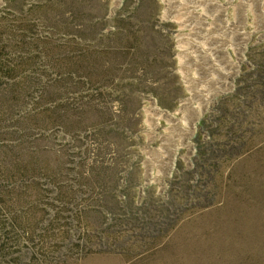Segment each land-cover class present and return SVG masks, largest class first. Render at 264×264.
Here are the masks:
<instances>
[{"label": "rangeland", "instance_id": "obj_1", "mask_svg": "<svg viewBox=\"0 0 264 264\" xmlns=\"http://www.w3.org/2000/svg\"><path fill=\"white\" fill-rule=\"evenodd\" d=\"M171 1L0 0V264H264V30L183 144Z\"/></svg>", "mask_w": 264, "mask_h": 264}, {"label": "bare ground", "instance_id": "obj_2", "mask_svg": "<svg viewBox=\"0 0 264 264\" xmlns=\"http://www.w3.org/2000/svg\"><path fill=\"white\" fill-rule=\"evenodd\" d=\"M192 1L194 6L189 7H186L185 5L187 4L184 2L183 4L181 1L178 2V0L171 1L172 4L178 5L175 6L177 11H179V13H177L183 17L180 18L179 21L182 22V25L190 27L187 28L188 31L186 33H182L183 35L181 34V41H183L184 45L182 46L186 47V50H182L180 54L186 60V65L190 64L193 66V68H190V65L184 67V78L187 83L188 92L191 93V97L184 100L180 106L182 109L181 111L186 110L188 112V120L185 125L182 124L183 126H179V128H177L178 130L176 129V137L181 143H187V145L196 121L201 117V114L203 115V113L209 109L211 102L216 96L224 93L230 88L231 81L237 74L239 64L242 62L238 56L242 55V52L249 42V35L243 30V27L245 28L248 23V14L246 13L247 11H244L246 5H244L243 8L240 7L241 10L236 13L239 23L237 24L236 20L235 23L228 19L226 15V6L224 7L219 0ZM252 6L255 12L254 17L257 20L256 22H258L257 24L260 23V26L264 30V0H252L250 8ZM165 11H167V9ZM177 13L174 14L177 15ZM235 17L232 16L231 18L234 20ZM210 18H212L211 21ZM255 25L256 23L254 26ZM226 37H228L229 40H226ZM229 46L235 52L238 61H233L230 57L227 51ZM160 115L167 117L170 121L174 118L169 113H162ZM171 127H175L174 123L170 128ZM170 134L169 137H165L167 141L176 138L175 136L171 138L172 135ZM164 148L166 149L165 151H176L174 146L170 145V143ZM169 155H171V153H169ZM161 158L162 160H157L158 163H170V161H168L169 158Z\"/></svg>", "mask_w": 264, "mask_h": 264}, {"label": "trees", "instance_id": "obj_3", "mask_svg": "<svg viewBox=\"0 0 264 264\" xmlns=\"http://www.w3.org/2000/svg\"><path fill=\"white\" fill-rule=\"evenodd\" d=\"M18 174H23V172L20 170V169H18Z\"/></svg>", "mask_w": 264, "mask_h": 264}]
</instances>
